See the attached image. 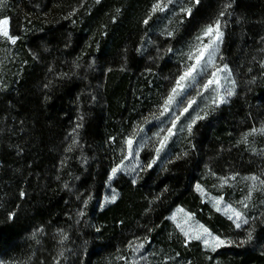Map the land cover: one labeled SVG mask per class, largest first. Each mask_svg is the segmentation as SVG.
I'll use <instances>...</instances> for the list:
<instances>
[{"label":"trees","instance_id":"1","mask_svg":"<svg viewBox=\"0 0 264 264\" xmlns=\"http://www.w3.org/2000/svg\"><path fill=\"white\" fill-rule=\"evenodd\" d=\"M86 1L0 3L21 63L11 77L0 72V263L107 264L131 241H142L202 264L200 243H185L167 214L180 205L216 234L234 237L245 229L230 232L232 224L201 201L193 183L204 163L227 155L215 141L228 139L231 119L248 120L246 101L238 93L210 115L212 124L197 122L188 147L162 166L148 167L151 155L142 153L136 180L119 174L112 181L118 197L100 206L117 158L114 119L125 116L131 80L119 70L146 66L138 48L148 0H100L88 14L82 12ZM221 12L228 14L221 55L239 70L247 44L264 38V0H199L177 30L190 36ZM83 59L98 64L100 75L87 74ZM252 104L264 108V88ZM212 255L218 264H264V253L249 245Z\"/></svg>","mask_w":264,"mask_h":264},{"label":"rangeland","instance_id":"2","mask_svg":"<svg viewBox=\"0 0 264 264\" xmlns=\"http://www.w3.org/2000/svg\"><path fill=\"white\" fill-rule=\"evenodd\" d=\"M99 1H86L82 12L88 14L93 5ZM196 2L197 0H148L141 22L145 31L140 37L138 48V53L144 55L146 66L129 70L127 64H124L119 70L127 72L128 76L131 75V80L125 103V116L114 119L117 124L115 130L117 141L114 140L117 158L108 172L100 206L109 205L118 197L119 192L112 185V181L119 174L127 176L132 181L136 180L144 165L142 153L151 155L148 167L162 166L178 151L188 147L197 122L203 121L206 126L212 124L210 115L228 105L239 93V101H246L248 120L242 117L231 119L229 130L225 131L228 139L215 141L224 147L227 155L221 156L218 164L204 163L199 169V178L193 183V189L202 202L207 203L213 211L221 214L232 224L230 232L232 229L244 227L245 229L234 237L216 234L203 224L194 212L180 205L173 207L167 214V218L182 235L185 243L192 241L200 243L199 256L202 264H218L219 256H213L212 253L221 247L249 245L264 253V233H256L258 228L264 226V184L259 180L254 182L246 179L257 176L260 180H264V133L252 131L264 128V108L252 104L257 92L264 88V38L247 44L246 62L242 66L245 70H242V67H239V70L234 69L221 55L228 14L224 13L223 16L220 14L190 36H183L178 32L179 25L189 15L188 10H191ZM156 5L159 7L153 10ZM80 13L77 14L79 17ZM114 18L113 16L112 19ZM0 19L9 21L6 16ZM217 20L220 22V31L223 35L218 45L213 46L218 47L213 62H207L208 52L212 51L210 48L204 58L197 63L195 59L198 54L197 49L202 43H208L210 39L204 36V31L209 25L215 26ZM8 31L16 40L12 43L7 37L0 35V72L5 71L11 77L18 72L21 63L17 62V50L14 47L17 37L11 34L9 23ZM85 61L86 59H83L80 66H86L87 74L92 73L93 78L100 75L102 68L98 64L92 62L87 64ZM194 64L196 67L191 75L180 81L178 85L179 78ZM224 65H227L228 70L217 74L219 83H214L205 89L204 85L212 79V73L217 68H223ZM108 69L105 68L104 71ZM124 74H119V77ZM2 78L4 80V76ZM116 78L118 80V77ZM84 79L88 82L87 77ZM9 80L4 83L9 85ZM173 88L176 89V94L172 103L167 105L168 110L165 111V100L172 95ZM228 89H232L234 93L230 97L226 95ZM218 96L224 97L227 102L220 103ZM116 102L124 106L121 100L117 99ZM173 122H175L174 127ZM169 129H172L171 133ZM129 140L132 141L131 146L128 144ZM229 153H233L231 158ZM239 162H242L243 166H239ZM114 168H118V171L112 176ZM246 169L250 172H242ZM250 189L251 197L248 198ZM113 196L116 197L114 201ZM217 201L220 203L217 204ZM226 206H231L232 209L240 212L242 219L236 220L231 212L226 213L224 211ZM237 224L240 226L237 227ZM205 228L212 237H219L225 241V244L215 250L206 246L204 240L210 237L204 233ZM196 236H200L201 239H196ZM107 264L189 263L183 258L178 259L170 255L169 252L160 253L145 242L131 241L125 251L108 259Z\"/></svg>","mask_w":264,"mask_h":264},{"label":"snow or ice","instance_id":"3","mask_svg":"<svg viewBox=\"0 0 264 264\" xmlns=\"http://www.w3.org/2000/svg\"><path fill=\"white\" fill-rule=\"evenodd\" d=\"M197 2H199V0H197ZM0 3H2V0H0ZM159 5H156L154 6V9L155 10L156 8H158ZM227 7V6H226ZM189 12L191 11L190 9L188 10ZM224 15V12H221V16ZM147 22V21H145ZM8 23L9 21L7 19H0V35H3L5 37H7L9 40H11L12 43H15V40L16 38L14 37H11L9 35V31H8ZM222 35L223 33L220 31V22L219 20L216 21V24L215 26H212V25H209L205 31H204V36L205 37H210L208 43L204 44L202 43V46H200L197 51H198V54L195 56V59H196V62L199 63L203 58H204V55L206 52H208V50L211 48L212 51L211 52H208V63H212L213 62V58L215 57L216 55V52L218 51V47H213L214 45H218V42L221 40L222 38ZM202 39V38H200ZM190 59L192 58V56L190 55L189 57ZM196 65H192L188 71H186L180 78L179 80L177 81V84L179 85L180 84V81L186 79L187 77H189L192 73V71L195 69ZM227 65H224L223 68H217V70L215 72L212 73V79H209L208 82L204 85L205 89H207L210 85L216 83L218 84L219 81L217 79V74L219 72H222V71H227ZM176 94V89L173 88L172 89V95H169V97L165 100V111H167V105L171 104L173 99H174V96ZM234 93H233V90L232 89H228L227 92H226V95L228 97L232 96ZM218 101L220 103H226V99L224 97H219L218 96ZM215 102V101H214ZM185 111H187V109H185ZM175 126V122H173V127ZM189 130H191V125H189ZM169 133H171L172 129H169L168 130ZM253 132H261V133H264V128H261V129H253L252 130ZM128 144L129 146H131L132 144V141L129 140L128 141ZM118 171V168H114L112 169V176H114L116 174V172ZM112 177L110 176L109 179H111ZM246 179H250L252 181H257L259 180V182L261 184H264V180H260L259 177L257 176H251V177H246ZM253 187H255V184L253 185ZM251 197V189L249 191V197ZM115 196L112 197V200L114 201L115 200ZM220 201H217V204H219ZM219 210V209H218ZM224 211L226 213L228 212H231L232 213V216H234L236 218V220H240L242 219V214L238 211H236L235 209H232L231 206H226ZM232 216H230L229 218L231 219ZM245 223L247 221H244ZM240 225L237 224V227H239ZM204 233H207L208 236L210 237V239H205L204 240V243L206 246H210V247H213V250H215V248H219L220 246L224 245L225 244V241L224 240H221L219 237H212L210 233H208V230L205 228L204 229ZM196 239H201L200 236H196L195 237ZM140 247H142V245H140Z\"/></svg>","mask_w":264,"mask_h":264}]
</instances>
